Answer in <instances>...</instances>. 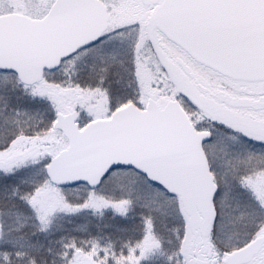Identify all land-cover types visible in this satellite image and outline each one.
<instances>
[{"label": "snow or ice", "instance_id": "6c2138e0", "mask_svg": "<svg viewBox=\"0 0 264 264\" xmlns=\"http://www.w3.org/2000/svg\"><path fill=\"white\" fill-rule=\"evenodd\" d=\"M0 264H264V0H0Z\"/></svg>", "mask_w": 264, "mask_h": 264}]
</instances>
